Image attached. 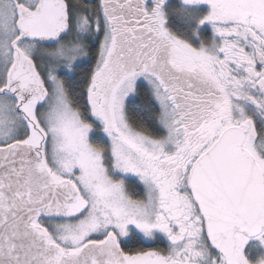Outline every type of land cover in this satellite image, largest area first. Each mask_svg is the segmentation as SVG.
Listing matches in <instances>:
<instances>
[{"label":"snow or ice","instance_id":"1","mask_svg":"<svg viewBox=\"0 0 264 264\" xmlns=\"http://www.w3.org/2000/svg\"><path fill=\"white\" fill-rule=\"evenodd\" d=\"M0 264H264V0H0Z\"/></svg>","mask_w":264,"mask_h":264}]
</instances>
